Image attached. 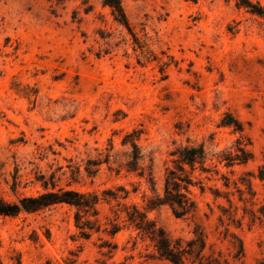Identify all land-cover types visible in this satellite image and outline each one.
I'll return each mask as SVG.
<instances>
[{
	"label": "rangeland",
	"instance_id": "1",
	"mask_svg": "<svg viewBox=\"0 0 264 264\" xmlns=\"http://www.w3.org/2000/svg\"><path fill=\"white\" fill-rule=\"evenodd\" d=\"M104 3L0 0V198L54 176L101 199L87 236L66 204L0 215V264H166L126 221L133 206L174 240L203 236L207 256L264 264V19L239 0H123L126 26ZM134 132L143 178L120 171ZM185 146L207 155L185 166L194 212L150 210L149 173L162 195ZM239 147L252 159L229 168Z\"/></svg>",
	"mask_w": 264,
	"mask_h": 264
},
{
	"label": "trees",
	"instance_id": "2",
	"mask_svg": "<svg viewBox=\"0 0 264 264\" xmlns=\"http://www.w3.org/2000/svg\"><path fill=\"white\" fill-rule=\"evenodd\" d=\"M122 3L123 0H105L104 4L111 8L119 24L127 26L128 19ZM239 5L248 9L253 15L264 19V8L259 4L255 5L251 0H239ZM239 124L236 122L233 125L235 126V130L240 131ZM225 125L231 126L230 123H226ZM139 139L138 132L127 136V141L124 142V145L130 144L132 152L126 155V161L120 166V171L125 169L130 173H138L143 178L145 176V169L142 165L145 158L137 145ZM238 150L242 153V156L229 153L222 155L223 161L227 162L229 168L236 164L250 163L252 157L249 153L243 147H239ZM173 155L177 156L174 162L175 168L169 169L167 173L162 195L157 193L156 185L152 182L154 179L152 174L149 173V182L152 192L155 194V199L149 201L148 207L150 210H155L162 206H169L177 217H184L190 215L195 210V204L190 194V188L193 186L194 180L186 172L185 166H189L192 171H195L197 165L206 163L207 155L203 146H185L177 149ZM96 165L98 164H94V166ZM88 172L92 174L91 169H88ZM42 178V187L45 191L39 193L37 196L23 197L18 203H11L0 198V215L16 217L22 212L35 214L50 210L58 205L66 204L77 210L76 223L77 227L82 230V234L87 236L88 230L93 231L94 228H92V223L88 217H98L97 206L101 200L100 197L96 194L90 195L71 189L58 188L54 181V176L48 180H45L44 176ZM120 191H124V189L120 188ZM110 197L114 200L121 198L120 195H110ZM127 197L128 195L125 198ZM127 209L126 221L141 236L148 238L154 245L159 261H163L166 264H227L226 261H222L220 258L207 256L205 253L206 241L203 236H197L196 239L191 241H185L182 238L174 240L163 229L149 220L147 213L142 212L138 207L133 206L131 209ZM118 231V226L113 225L110 234L115 236ZM235 258L240 261L242 260V245L239 246Z\"/></svg>",
	"mask_w": 264,
	"mask_h": 264
}]
</instances>
